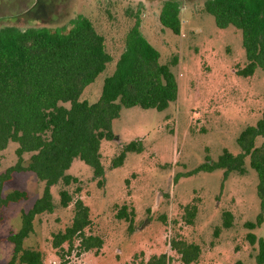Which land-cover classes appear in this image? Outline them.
Segmentation results:
<instances>
[{"label":"rangeland","instance_id":"obj_1","mask_svg":"<svg viewBox=\"0 0 264 264\" xmlns=\"http://www.w3.org/2000/svg\"><path fill=\"white\" fill-rule=\"evenodd\" d=\"M18 1V0H17ZM167 1L182 2L181 34L161 24ZM205 0H37L36 5L13 21L1 23L57 27L77 14L87 16L107 37L108 50L115 61L89 85L81 97L91 104L101 97L105 79L116 70L124 49V38L134 26L136 14L141 31L161 54V64L177 56L171 70L178 83V99L163 112L140 107L124 108L113 121V140L101 144L104 185L100 187L93 169L75 159L67 174L80 180L66 186L60 182L51 189L53 210L33 218V231L24 247L39 250L43 264H148L154 256L166 255L168 264H184L173 242L194 243L201 255L193 264H255L257 246L247 235L264 239V222L249 230L261 213L257 193V172L245 162L246 173L232 172L226 179L223 169L195 172L210 159L216 163L224 150L233 155L242 151L237 143L241 132L255 126L264 113V70L251 77L236 72L248 61L242 32L233 26L220 29L212 15L204 11ZM4 23V24H5ZM142 141V153H128L124 164L112 167L123 147ZM263 143L258 139V146ZM16 143L0 151V175L15 165ZM29 155L25 156L28 159ZM45 183L35 173H15L3 185L1 196L14 190L25 191L27 199L4 205L0 201V264H8L14 245L11 234L22 228L23 213L43 196ZM73 196L68 207L61 204L60 192ZM161 198L158 199V195ZM91 209L92 225L87 235L102 239V248L84 252L78 240L54 247V236L72 224L75 201ZM127 207L129 219L117 214ZM197 206L193 224L187 223L186 207ZM231 212L233 226L223 227V214Z\"/></svg>","mask_w":264,"mask_h":264},{"label":"trees","instance_id":"obj_2","mask_svg":"<svg viewBox=\"0 0 264 264\" xmlns=\"http://www.w3.org/2000/svg\"><path fill=\"white\" fill-rule=\"evenodd\" d=\"M37 0H0V21H13L31 10ZM182 2L167 1L161 11V24L176 35L181 34L180 13ZM204 11L215 18L220 29L230 26L242 32L247 65L236 73L251 77L257 68L264 70V0H205ZM134 26L124 38V49L116 62L113 75L107 77L98 102L91 104L81 97L107 66L115 61L108 50L107 37L99 32L93 21L77 14L68 23L57 26H30L1 23L0 25V151L10 143L18 147L15 165L0 175V201L4 205L27 199L25 191L14 190L2 197L3 185L15 173H35L45 183L43 196L33 207L24 212L22 228L11 234L14 245L8 264H43L39 250L24 247V241L33 231V218L53 210V186L60 182L66 186L80 180L67 174L75 159H80L93 169L98 185H104L105 169L102 164L101 144L113 140V121L124 108L140 107L163 112L178 99V83L172 72L179 59L161 64V54L148 42L141 31V18L135 16ZM263 143L258 146V139ZM239 155L224 150L216 163L207 162L195 172L224 170L226 179L232 172L246 173L245 162L258 174L257 193L261 213L256 223L246 222L254 230L264 222V113L255 126H248L237 139ZM142 141L125 145L112 161L113 168L121 167L128 153H142ZM29 155L28 159L25 156ZM61 204L68 207L73 196L60 192ZM132 211L130 214L134 216ZM197 206H187V223L193 224ZM127 207L117 214L120 219H133ZM223 227L233 226L231 212L223 214ZM92 225L91 209L82 200L75 201L72 224L54 236V247L64 244L72 250L76 240L84 252L102 248L98 236L87 235ZM250 245L257 246L255 264H264V239L253 233L247 235ZM173 249L184 264H193L201 255V248L194 243L173 242ZM166 255L154 256L148 264H168ZM237 264H243L238 262Z\"/></svg>","mask_w":264,"mask_h":264},{"label":"water","instance_id":"obj_3","mask_svg":"<svg viewBox=\"0 0 264 264\" xmlns=\"http://www.w3.org/2000/svg\"><path fill=\"white\" fill-rule=\"evenodd\" d=\"M160 198H161V194L158 195V199H160Z\"/></svg>","mask_w":264,"mask_h":264}]
</instances>
